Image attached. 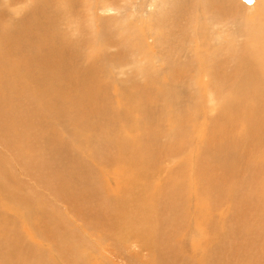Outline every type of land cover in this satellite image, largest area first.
Instances as JSON below:
<instances>
[{
  "label": "bare ground",
  "instance_id": "obj_1",
  "mask_svg": "<svg viewBox=\"0 0 264 264\" xmlns=\"http://www.w3.org/2000/svg\"><path fill=\"white\" fill-rule=\"evenodd\" d=\"M52 1L54 2L53 4L51 3ZM81 1L83 2V0H81ZM86 1H91V3H89V4L87 3V6L85 5L84 8L81 9L80 13L77 15L74 11H68V10H72V9H77L75 7L77 0H70V2H69L70 7H66V9H62V3H59V0H38V2H36V4L33 7H31L32 10L28 9L27 12H25V13L22 12L24 19L22 20V18H18V20L16 21V24H14L13 28L10 27V28L4 29L3 28L4 26L2 28L0 27V40H1L0 42L2 44H6V49H4V50H2V48L0 46V56H1V54H3L4 57L10 58L13 55V53L11 52V50H9V48L12 45L17 46V44H21V42H23V41L25 42L24 43L25 46L30 49V50L28 49L27 52H24V53H17V56H16L17 62L16 63L12 62V60H10L6 63L0 58V99H1L0 100V110L2 111L1 113L3 114L0 117V121L3 119H5V121H6V119L10 118V119H8L9 121L5 122V123H10L11 120H14V122L12 121L13 123L7 125L9 128V131L5 132L2 136H4L5 138H7V137L11 138L14 136L13 133H18L20 136L13 143V145L16 146L15 142H17L19 139L21 140L22 134L24 132L25 133L27 131L37 132V128H42L44 130L43 131L44 138H47V137H49V135H51V123L60 124L62 122L61 123L62 127L65 128L66 130H69L67 133L69 135H71V137L74 138V136H76L75 134H77V135L83 134L84 130H90L92 128V131H94V132L98 131L99 129L98 130L95 129L96 125H95V122H93V121H95L94 119L97 116L102 118L104 115H106V118H107V124L105 125L106 132H107V129H109L110 134H113L111 136V140H110L109 144L111 143L114 146V149L116 150V152H115L116 155H114L115 153L113 154V152H112L114 149L112 151L110 150V152H108L109 148L111 146L110 147L108 146L109 148L107 149V152H106L107 154H106L105 149H104L105 146L101 145V142H105V141L100 140L101 141L100 142L101 147L100 148L98 147V149H101L100 156L104 157L106 160L105 161L102 160L101 163H98V165H100L101 169H103V167L104 168L106 167L107 170H106V172L104 171L105 173L99 172L98 174H96V172L95 173L90 172V169L87 166L88 162L84 163V162L79 161V160H82V159H80L82 154H80L81 156L79 157V160H78L79 162L72 161L74 159V157L71 158L72 159L71 162H67V159L70 160V158L62 159L63 155L69 154L71 157L74 155L72 153V151L70 150L71 147L69 148V146L71 144H67V142H65L66 145L62 144L64 142L61 143L62 144L61 147L58 148V151L60 152L59 155H56V154H58V152L56 153V151L54 150L55 148L53 149L51 146H49L50 144L48 141L45 142V145H43L44 146L43 150L39 149V147L35 144L28 146L26 148L22 147V150L24 149L26 152H28V155H29V156H26L28 159L27 161H30L29 163L28 162L27 163L32 166V170L34 171V175L38 170L41 172V170L44 171L43 169H47L48 172H42L41 176L48 177L50 175H52V176L55 175L56 177L52 180V182H54V183H57L60 180H62V177L64 176V181H60L58 183L59 187H55L56 185L52 186V183H51V188L53 190V194H55L58 198H60L59 196H62L61 198H62V200H64L70 195L69 200H70L71 204L79 205V206H91V208H93L91 212H88L89 214L84 212L85 214L83 216L85 217V220H87L89 223L92 224V225H88L89 226L88 230L90 232V235L102 244L100 248H102L103 253H106L107 255L112 256V257L120 256L119 259L122 258L121 259L122 262L125 261V262H127V264H132V263L133 264H169L170 258H175L177 264H181L180 260H182V259L179 260L176 257H171L172 254H174V252L176 251L175 244L177 243V242L175 243L173 241V236H175L174 234L176 232L177 233L180 232L182 230V228L186 225L183 224V220L179 215L181 210L176 211L175 205L173 203V200H174L173 198L178 196L181 192H183L181 190H185V189H188L189 191L191 190L192 196H196L197 193H195L194 188L192 189V187L190 186V184L192 182L188 183L189 187H190L189 188L187 184H185V185L180 184V183H177V181H176V183L175 182L171 183L170 181H168L166 183L164 181H158V179L155 177H158V174L162 173L161 171H160L161 173L160 172L158 173V171L161 168L165 169V168H163L164 165H159L162 167H160V169L158 168L159 170L156 169V167H157L156 165L158 163L157 164L153 163L152 159H151L152 157H153V159L155 157L153 155H152V157L148 156L149 155L148 152H151L152 146L154 147V145H156V144H154V145H153V143L140 144V142L138 143V141H137V134H136L138 131H142L140 129L141 125H142L141 124L142 121L144 122V125L150 124L152 126L154 124V126H159L164 121L162 119H165V121L168 120L167 116H165V117L155 116L157 114H160V111L157 110L156 102L152 106H150L149 108H146L144 106H140L139 111L141 112L142 116L135 117V118L134 117L131 118L127 115L121 116V112L116 110L118 113L116 112V114H117L116 118L117 119H115L114 112H113L115 109L111 108L109 105H104V104H103L104 107L101 109L99 115L95 116L96 114L94 115V113L92 112V109H93V107H95L96 102L100 101V99L102 97H105L108 94H110L108 92L109 91L108 85L112 79L109 78L107 70L109 68H111L112 70H117L119 72V74L123 73V71L120 70L119 66H124L123 64H121L123 62L122 60H124V58L115 59L114 56H120L119 55L120 53H118V55H116L117 52H113V53H111V55L110 54L108 55L107 53H108V50H109L108 48H109L110 44H118L117 46H119L121 52H123L122 50L127 48L128 45L129 46L136 45L134 43H131L129 40H127L126 35L127 36L130 35L132 33L133 29H138L139 25H147V23L145 24V20L146 19L151 20L152 16H151L150 12H151L152 8H154L153 5L154 6L156 5L155 9H156V11L159 10L158 13H162V11H163V15L166 14V13L164 14V11H166V10H165V8H163V9L161 8L162 3H159L160 0H86ZM183 1H186V0H166V3L168 4V6H171V8L173 10V11L171 10L172 11L171 17L164 19V20H157L156 22L150 24L153 28L156 27L157 29H164L165 26L167 28L168 25L171 24V27H174L176 29V30H174V29L172 30V35H171L170 39L168 38V36L170 34L166 35V32L164 31L165 32L164 34L167 36V42L170 41L171 38L173 40H175V38H177V36H180V35H182V33L186 32V30L184 28H182V26L190 28V25L193 22V19H192L193 16L190 15L191 12H186L184 9H182V7H183L182 2ZM200 1L203 2V0H189L188 1V2L193 3L191 8L194 11H197L196 21L201 23L200 26H202L203 20L204 21L206 20L205 24L203 25L204 29L202 31H201V28L200 29L196 28L197 31L194 29V32L196 35V37L194 36L195 40L200 37V35H199L200 33H205L207 31L208 33H211L212 36L218 37L219 35L220 36L223 35L225 28L234 27L235 28L234 29L235 30L234 35L236 36V40H235V42L233 41L234 43L232 44L231 47H229L228 45L227 46L230 49L229 53L235 52L236 55H229L228 57H224L223 56V53L225 51L224 47H226L225 45L228 44V43H226V44L224 43L225 45L223 47L218 46L219 58L208 62L204 59V56L192 55V50L189 48L188 50L185 49L184 51H179L177 53L176 59L177 58H179V59L184 58L185 60L174 61V63H175L174 69L173 70L165 69V71L166 72L172 71L173 75L171 74L170 76H172V77L174 76L176 79L173 82L178 83L180 81V75H181V74H179L180 72L178 69H180V70L183 69L186 72H188L187 71V69H188L189 73L194 78L197 77V79H196L197 83L198 82L202 83V81H204L205 79L207 81L208 80H210V81L218 80L221 92H223V93L230 92L231 95H233L232 99L230 98V94H228L227 96H225L223 98L221 97L222 100L220 101V104H218L219 105V106H217L218 108L217 109L214 108V109H216L217 112L215 110L214 111L216 112V114L217 113L220 114L219 115L220 119L227 120L229 118V116H231L230 117V119H231L230 123H232V126H231L232 129L238 128V130H240L242 128V132L245 131L244 133H241L239 131L240 135L241 134L242 135L244 134V135L241 138L239 136L238 144L240 146H238V147L240 148V150L237 152V155L240 154V156L237 158L238 163H239L241 168H242L243 163L246 164L247 168H244L243 171H246L248 173L245 175V177L247 176V178H250L254 174V176L256 175L255 177H257L255 179L254 183H261L262 181H264V1L261 3L263 5L258 4V6H256L257 11H256L255 15H253V17L248 16V11H249L248 5H241L239 9L231 10L232 7H229V6H239L240 5L239 0H229L228 2H225V3H219V0H204L205 4L203 6H200ZM4 2H8V0H0V13H2V14L5 12V9H6ZM26 2H27V0H26ZM13 3H15V2H13ZM27 4H28V2H27ZM14 5H16V4H14ZM6 6H9V5H6ZM185 6H188V4H186ZM22 7L24 8V5ZM77 7L82 8L83 5H78ZM171 8H169L168 11H170ZM241 8H243V10L240 12L241 13L240 14L239 11ZM44 12H46V13H44ZM253 12H255V11L253 10ZM156 13H155V15H157ZM2 14H1V17H3ZM4 14L10 15L9 13H4ZM252 14H254V13H252ZM41 15H42V17H41ZM155 15H154V17H156ZM5 16H7V15H5ZM201 16H203L205 19L202 20ZM210 16H215V19H213V18L208 19V17H210ZM232 18H238V19H232ZM134 19H136V20L140 19V24L138 25V23H133V22H132L133 24H128L129 21H132ZM0 24H1V22H0ZM98 26L101 27L103 31H101L100 29L97 30ZM176 26L178 29L176 28ZM84 27H86V30L83 29ZM156 28H155V31H156ZM80 29H81V32H79ZM128 29L132 30L131 33L128 31ZM169 29H170V27H169ZM182 29H184L183 32H182ZM10 30L15 31V32H22V33H20L16 37H14L13 35L10 34ZM29 30H32V31L27 32ZM48 31L55 32L54 39H53V37L48 38L47 36H42V38H39L41 34L47 33ZM76 31H77V33H76ZM192 31H193V29H192ZM199 31H201V32H199ZM232 32H233V30H232ZM72 33L73 34L76 33L78 35L79 40H82L84 42H88L89 44H99L98 51L97 52H95L94 50L92 51L93 54L95 55V59L93 61L89 62L86 66H81L78 70L75 68L76 72L62 73V75L59 76L58 78H54L51 74L46 73L42 79L38 80V75H39V73H41L44 70V68L46 66V62L48 60V55H50L51 51L49 50L48 46H46V45L43 46L45 48H37V50H38L37 52L32 51L31 48L33 47V45H35V44L41 45L42 43L45 42L47 45H50V47L55 48L56 44L59 43L58 37L61 35L62 44H64V48L62 49V51H63L62 53L68 52L70 55H73V54H75V53H73L74 48L82 47L85 44H82L81 42L77 43L79 45L71 44L72 42H71L69 36ZM152 33L154 34V32H152ZM152 33H151V35H152ZM178 33L180 35H178ZM191 33H193V32H191ZM33 35H34V37H33ZM86 35L90 36V40L87 38ZM120 35L125 36V37H123V40H122ZM31 36H32V38H31ZM116 36H117V38H116ZM137 36L138 35L136 33V37ZM153 36H150V38ZM162 36H164V35L162 34ZM131 37L132 38H130V37H128V38L129 39H135V36L133 38L132 34H131ZM148 37L149 36H147V38ZM138 38H139V36L137 37V40L140 41L139 44L142 47H145L143 45H144V43H147V42L144 41V39H143L142 30H141L140 39H138ZM155 38H156V40L154 39L155 41H159V44H157V45L162 47L163 45L161 43L163 41L161 42L160 40H157L156 35H155ZM219 38H221V37H219ZM115 39H116V41H115ZM160 39H162V38H160ZM191 39H193V38L191 37ZM163 40H164V45H166L165 44V43H167V42H165L166 40L165 39H163ZM173 40L170 41V43L172 42L171 44H174L173 42H175V41H173ZM185 41H186V39H185ZM193 43L194 42H192V44ZM106 44L108 47V48H106V50L108 49L107 51L104 49ZM229 44L231 45V43H229ZM182 45H186L185 42ZM159 46L158 47L156 46V47L160 48ZM167 49H169V48H167ZM209 49H210L209 46L200 47V48H198L197 54L199 52H206ZM158 50H160V49H157V51ZM173 50H174V54H171V53L170 54L175 56L177 48H176V51H175V49H173ZM170 51H171V49H170ZM170 51L167 50V53ZM109 52H110V50H109ZM172 53H173V51H172ZM122 55L123 54H121V57H123ZM162 55L163 54L161 53V56ZM186 55H189L190 57L188 58V56H186ZM174 56H171V58ZM81 57L82 58L78 59V60H79V62L82 63L86 59V57L85 56H81ZM111 57H113L114 59ZM162 57L167 58L166 55H164ZM162 57H161V59L165 60ZM158 58H160V57H158ZM173 59H175V58H173ZM229 59H230V63L226 62ZM166 60H168V59H166ZM158 61H160V59ZM192 63H194L196 65V67H197L196 69L194 67H190V65ZM225 63H228V66L227 65L226 66L229 69L228 68L227 69L231 70L230 72L228 71L229 73L226 72L225 69H222V67L224 68ZM118 67H119V69H118ZM207 67L210 70H206ZM150 68H152V67L150 66ZM155 69L156 70H153L152 74H153L154 78H157L161 74V72L163 71L164 68L159 69L158 67H155ZM130 70H132V69H130ZM57 71H62V68L58 69ZM147 71H148V69H147ZM147 71L142 72L141 76H146L145 74H147ZM202 71H204L203 75H202ZM104 73L106 74V76L103 75ZM97 74H99L100 76L98 77ZM14 76H17L15 78H20V77H21V79L24 78L25 84L29 83L28 86L30 85L31 87H34L33 91H30V92L26 91L25 97H23L22 93L21 94L20 93H14V94L6 97L7 95H9V92L6 90V87L11 84L12 78ZM201 76L204 77L203 80L198 81V80H200ZM182 79H183V77H182ZM184 81H185V79H184ZM233 81H235V82L238 81L236 84L237 87L235 85L233 87ZM218 82H215L216 86H217ZM203 83L206 84L205 81ZM209 83H211V82H209ZM215 83L213 85H215ZM168 84L169 83L167 82V84L165 86V91L167 94L169 93V89L167 88ZM183 85H185V84H183ZM201 86L204 87L203 84ZM207 86H208V84L205 85L206 91L209 88V86L208 87ZM176 88H177V86H176ZM213 88H215V86ZM211 89L212 88L210 87V90ZM217 89H218V87H217ZM177 91H178V89H177ZM187 91L189 92V90H187ZM212 91H210V93H212ZM179 94H181V93H179ZM177 95L178 94L176 93V97H177ZM209 95H212V94H209ZM216 98H217V96H216ZM212 100H213V98H212ZM209 101H210V98H209ZM213 102H215V101L213 100L212 104H213ZM101 103H102V101H101ZM215 103L213 105H217ZM18 104L20 105V107H22L26 110L25 111L26 113L31 112L30 110H33L35 108H40V109L43 108V109H45L46 112L44 114H40L39 116L37 115L39 117L37 119L38 122L36 124H33L34 121L28 122V121H24L25 119L17 118V117L21 116L22 114L20 113V111L17 108L12 109V107H14ZM153 107H154V109H153ZM83 108H85V112H84L85 116L86 115L91 116L92 120H90V122L88 121V118L84 117V115H83L84 118L79 117V113L82 112ZM75 111L77 112V115H74ZM106 111L107 112L112 111V112H111V114L108 115V113ZM197 111H198V109H197ZM193 112H194V109H193ZM205 114H206V112H205ZM33 115H35L34 110H33ZM33 115L31 112L30 117L35 118V116H33ZM193 115H196V114H193ZM206 116H208V115H206ZM24 117H26V116H24ZM193 117H195V116H193ZM193 117H192V119H193ZM248 117H250V118H248ZM188 118H191V116ZM197 119H199V118H197ZM102 120H104V119H102ZM115 120H117V126H116V128H113L112 124L115 123ZM171 120H173V118ZM134 121L136 122L137 126L134 124ZM190 121H191V119H190ZM83 122H87L88 124L92 122L91 124H94V125L89 124L90 128L87 129L84 127L86 124L84 125ZM83 127H84V129L82 130L81 128H83ZM179 127H182V126H179ZM93 128L95 130H93ZM164 128H165V126H164ZM173 129H174V127H171L168 130L167 134L171 133L173 131ZM131 130L134 132H135V130L137 131L135 133L136 136H134V133H133L134 137L131 136V133H130ZM90 132H91V130H90ZM160 132L161 131H159L157 133H160ZM182 132H184V131H182ZM248 132H252V133L250 134ZM28 133L29 132H27V135L24 134V136L20 142L24 143L26 141L32 140V139L30 140L27 138L29 136ZM60 133H62V132H60ZM84 133H85V131H84ZM86 133H87V131H86ZM99 133H101L100 130H99ZM145 133H146V136H149V137L153 136L152 138L157 137L156 139H158V137H159V134L158 135L153 134L151 129L145 128ZM164 133L165 132H162L161 134H164ZM195 133H197V132H195ZM37 134H39V133L37 132ZM165 134H164V136H165ZM90 135L93 136L92 134H90ZM118 135L122 136L120 141L117 140ZM141 135H139V136H141ZM80 136H82V135H80ZM101 136H103V134L102 135L100 134L99 139L101 138ZM164 136L162 135L161 137H164ZM237 136H238V133H237ZM77 137H75V138H77ZM87 137H89V136H87ZM104 137L109 138V136L108 137L104 136ZM83 139L85 140V138H83ZM89 139H90V137L87 139V141L91 142V141H89ZM95 139H97V137H95ZM91 140H92V138H91ZM104 140H106V139H104ZM70 141H72V140H70ZM60 142H61V140H60ZM58 143H59V141H58ZM130 143L133 144V145H131V147L133 146L132 149H129ZM17 145L20 146V144H17ZM67 145H69V146L67 147ZM86 145H87V143H86ZM94 145H97L96 142ZM105 145H106V143H105ZM156 146H158V145H156ZM235 146L236 145H234L233 147H235ZM246 146H249L251 148V149L249 148L250 150H252V148H254L256 150V152L258 150V152L260 154H258L259 156L257 155V157H258L257 159L255 157V158H253L254 159V161H253L251 158L252 156H250V160H252V161L247 162L248 154H251L252 152H249L250 150L246 149L245 148ZM18 147L16 146L17 149H18ZM86 147H88V146H86ZM9 149H12V148H9ZM19 149H18V151H19ZM37 149L40 150V151H38L40 153L38 154V152H37V154H34L33 151H36ZM155 149L156 148L154 147V152L157 151L158 147L156 150ZM24 150H23V152H24ZM95 150L93 151L94 153H96V151H98V150H96V151ZM20 152H22V151L20 150L18 152V155H21V154H19ZM26 152H24V153H26ZM214 152H216V151L214 150ZM233 152L234 151H232V153ZM246 152H247V154H246ZM78 153H80V151ZM84 154L87 155L86 153H84ZM2 155H4V154H2ZM10 155H12V154H10ZM157 156H158V154H157ZM0 157H2V156H0ZM4 157L6 158L5 155H4ZM13 157H15L14 154H13ZM16 157L18 158V156H16ZM85 157H84V159H85ZM87 157H86V159H87ZM2 158H0V159H2ZM230 158H233V157L231 156ZM234 158H236V157H234ZM9 159H8L9 162L8 161L7 162L9 163L10 166H12L11 165L12 161ZM88 159H89V157H88ZM159 159H160V157H159ZM170 159H172V158H170ZM89 160H87V161H89ZM100 160L97 159L96 161H100ZM160 160H162V159H160ZM1 162H2V160H1ZM61 162H62V166H60ZM167 162H168V160H167ZM226 162H228V161L224 160L222 164H224ZM151 163H153L152 165L155 166L154 168L156 170L154 172L151 171ZM160 163H161V161H160ZM164 163H166V162H164ZM233 163H234V161H233ZM20 164H18V165H19L20 172H21V169L23 170L25 167L21 168L22 165L20 166ZM58 165L60 167H58ZM89 165H90V162H89ZM92 165H91V167H93ZM13 167H14V164H13ZM27 167H29V166H27ZM100 167L98 166V168H100ZM181 167H180V169L182 170ZM6 169H8V168L6 167ZM236 169H237V167H236ZM238 169H239V167H238ZM15 170H16V168H15ZM29 170L31 171V169H29ZM241 170L242 169H239L238 172L240 173ZM61 171H62V174H64V175H62V177H58L56 174L61 172ZM156 171H157V174H156ZM221 171L223 173V170H221ZM11 172H12V174H14L13 173L14 171L11 170ZM40 172H39V174H40ZM18 173H15V174H18ZM163 173H165V170ZM1 174H3V173H0V175ZM22 174H24V173L22 172ZM232 174H234V173H232ZM226 175L231 177L230 173L227 174V172H226ZM8 176H9V173H8ZM94 176H96V178ZM4 177L2 176L3 179L7 178V177H5V178ZM107 177L110 180H108V179L106 180ZM234 177L232 179H234ZM156 179H157V181H156ZM229 179H226L227 180L226 183H228ZM237 179H239V178H237ZM164 180H166V179H164ZM186 181H188V180H186ZM216 181H217V179L215 180V182ZM226 183L224 181V184H226ZM224 184H221V185H224ZM8 186L9 185H7V187ZM198 187L200 188V186H198ZM258 187H259L258 188L259 190H256L253 193L250 192V196H249V200L252 201V203L257 204V206L254 207L255 210L253 211V209H252L249 212L250 216H248V214H249L248 213V214H245V216L242 217L241 219H239L237 217L235 219L233 218L235 220V222H237L238 225L240 226V224H245V218L246 217H250V222L248 225L251 226V228H253L251 230L256 229L255 223L256 222L258 223L260 221V220L257 221L258 219L264 220V185L260 184V185H258ZM9 188H10V186H9ZM126 188H128V189H126ZM200 190H201V188H200ZM104 197L106 199H104ZM187 198H189V197H187ZM235 199H237V195H236ZM185 200H186V197H185ZM60 201H61V199H60ZM186 201L189 202L190 200H186ZM67 203H69V202L67 201ZM245 203H246V199L242 198L241 204H245ZM236 204H237V200L235 201L234 206H236ZM73 208H75V207H73ZM77 208H79V207H77ZM77 208H75V210ZM87 209H88V207H87ZM82 211H83V209H82ZM70 212H72V211H70ZM70 212H67V214H68L66 216L67 218H68ZM73 212H72V215H73ZM54 213H56V212H54ZM102 213H103V215H102L103 219H106L104 221L102 219H100V216H101L100 214H102ZM50 214H53V213H50ZM127 214H129V216ZM3 216H5V215H3ZM54 216H56V215H54ZM123 216H125V218H122ZM176 216L179 218V220L177 223H173L172 220ZM19 217H21V216H19ZM25 217H26V215H25ZM70 217L71 216H69V218ZM77 218L83 219L82 217H79V215L77 216ZM5 219H6V217H5ZM194 219H195V217H194ZM254 220H256V222ZM44 221H46V220H44ZM230 221L232 222L233 220L230 219ZM186 222H187V220H186ZM263 223H264V221H263ZM259 224H260V222H259ZM63 225H64V223H63ZM187 225L189 226V224H187ZM224 225H227V223H225ZM54 226L52 228H54ZM234 226H235V224H234ZM239 226L237 228H239ZM262 226H263V224H262ZM19 227H20V225H19ZM233 228H235V227H233ZM237 228L235 230L236 233L235 232H233V233L228 232L227 233L228 228L226 229L227 231H223V229H225V228H223L220 231L217 230L218 232L215 230V234H212V236H210V238L207 239L209 242H207V240H206L204 245H203V243H200V245L192 247V250H194V252L200 251V250L203 251V253L201 255H199L200 257L197 256L199 261L198 262L193 261V262L195 264H229V262L226 259L227 253H228V251H230V250H228L229 242L231 241V237H232V235H234V233L236 235L240 236L239 235L240 232H239V230L237 232ZM67 229L68 228H66L64 230L66 231ZM199 229L201 230V227ZM249 229H250V227H249ZM208 230H209V228H208ZM56 231L58 232V230H56ZM103 231H106V235H103L104 233L102 234ZM45 232H43V234H45ZM49 232H48V234H49ZM195 232H198V230L196 231V229H194V233ZM58 233L61 234L60 232H58ZM186 233L188 234V236H186V237L184 236V238H182L183 240L185 239V242H187L188 238H191V236H193V231L191 229H190V231L185 232V234ZM245 234H247V233H245ZM46 235H47V232H46ZM82 235L84 236L83 233H77V234H75V237H76V239H78V237L82 236ZM195 235H196V233H195ZM236 235H235V237H237ZM251 235L247 234L244 238L243 237L241 238V239H243V241L245 240L243 243V244H245V247H246V245H248L247 247H249V245H251L252 237H253V236L251 237ZM50 236H49V238H50ZM56 236H58V235L56 234ZM197 236H199V235H197ZM18 237H19V235H11L10 233L6 234V235L4 234L3 223L1 224V217H0V264H42L41 261H45V260L40 259V252H38V258H36V260H34L33 258H34V255L36 252L26 251L27 247L22 243V241ZM46 237L48 238V236H46ZM47 238H45V239H47ZM257 238H258V236H257ZM50 239H52V238H50ZM50 239H48V240H50ZM60 239H62L63 257L65 255V259L62 258V264H79L80 261H78L76 256H75L76 255L75 251H76L77 241H76V244L74 243V245H73L72 242L75 240H73V241L69 240L68 238L65 237V235ZM48 240H47V242H48ZM90 240H92V239H90ZM183 240H181L182 246H183V248H186L189 244H187V246H185L186 243H184ZM233 240L239 242V244L241 243L239 240H236L235 238ZM25 241H26V239H25ZM39 241H40V239H39ZM202 241H203V239H202ZM47 242L45 243L46 246L48 245ZM57 242H58V240H57ZM231 242L233 243V241H231ZM255 242L257 243L258 241H255ZM259 242H260V244L259 243L258 244L260 245V248L262 249L261 241L259 240ZM100 243H98V244H100ZM255 244H254V246H255ZM258 244H256V246ZM166 245L168 246V249L166 248ZM259 245H258V247H259ZM20 246L23 248V250L18 249ZM39 246H40V244H39ZM78 246H79V244H78ZM182 246L179 249H181ZM240 246H241V244H240ZM104 247H106V250H104ZM237 247H239L238 244H237ZM245 247L243 246V248H245ZM239 249H242V246L237 248V250H239ZM249 249H256V248L255 247L252 248V246H250V248H248V250ZM68 250L69 251L71 250L70 253H68ZM89 250L90 249L88 247V251ZM237 250H236V252H238ZM248 250H246V252H248ZM162 251L167 252V255L166 254H165L166 256L164 254L162 255V253H163ZM243 251H245V250H243ZM243 251H242V253H244L243 255L245 256V252H243ZM231 252H233V251H231ZM97 253L98 252H96V256L101 257V255L99 253H98L99 254L98 255ZM250 253H252V252H250ZM175 254H176V252H175ZM241 254H240V256H241ZM252 254H254V253H252ZM252 254H250V255H252ZM85 257H86V255H85ZM100 257H98V258H100ZM166 257H167V259H166ZM102 258H104V257H102ZM185 260L187 261V258ZM81 261H84V258ZM230 262H231V264H237L241 261L238 257H234V258L230 259ZM43 263L45 264L46 262H43ZM95 263H93V264H95ZM250 263H251V258L247 259V261H246V264H250ZM186 264H188V262H186ZM242 264H244V262Z\"/></svg>",
  "mask_w": 264,
  "mask_h": 264
},
{
  "label": "rangeland",
  "instance_id": "obj_2",
  "mask_svg": "<svg viewBox=\"0 0 264 264\" xmlns=\"http://www.w3.org/2000/svg\"><path fill=\"white\" fill-rule=\"evenodd\" d=\"M85 1L86 0H83V2L81 0H77V2L75 4V7L77 9H72V10H68V11H74L78 15L80 13L81 9H83L85 5L87 6V3L88 4L91 3V1H86V2ZM188 1L189 0L182 2L183 3L182 9H184L186 12H191L190 15L193 16V18H192L193 22L190 25V28L182 26V28H184L186 30V32L182 33V35H180L178 33V35H180V36H177V38H175V40H173L171 38L170 41H172V40L175 41V42H173L174 44H171L172 42L170 43V41L167 42V36H166V35L170 34L168 36V38L170 39V37L172 35V30L173 29L176 30L174 27H171V24H169L167 28L165 26L164 29H157L156 27L153 28L150 25V24L156 22L157 20H164V19L171 17L173 10H172L171 6H168V4L166 3V0H160V2H159V3H162L161 8L162 9L165 8V10H166V11H164V14L166 13L165 15H163V11H162V13H158L159 10L157 9L158 11H156V9H155L156 5L155 6L153 5L154 8H152V10L150 12L151 16H152L151 20L153 22L150 19L145 20V24L147 23V25H139L140 19H137V20L134 19V20L128 22V24L138 23V25H139L138 29H133L134 32L132 30L128 29V31L130 33L132 31L131 34H132L133 38L135 36V39H129L128 38V37L132 38L131 34L128 36L126 35V37H127L126 39L129 40L131 43H134L136 45H131L132 47L128 45V47L123 49L122 50L123 52H121L119 46H117L118 44H110L109 48L107 47V44H106L104 49L106 50V48H108L110 50V52H109V50L107 49L108 55L109 54L111 55V53H113V52H117L116 55H118V53H120L119 54L120 56H114L115 59L124 58V60H122L123 62L121 63L124 66H119L120 70H122L123 73L119 74V72L117 70H112L111 68H109L107 70L109 78L112 79L108 85V89H109L108 92L110 94H108L105 97H102L100 99V101L96 102L95 107H93V109H92V112L94 113V115L96 114L95 116H97V115H99V113H100L101 109L104 107V105H109L111 108L115 109L113 111L115 119H117L116 118L117 117V114H116L117 111L121 112V116L127 115L131 118H133V117L135 118V117L142 116L141 112L139 111L140 106H144L146 108H149L150 106H152L156 102L157 110L160 111V114H157L155 116H158V117L167 116L168 120L165 121V119H162L164 121H163V123L161 122L162 124L159 126H154V124L152 126L150 124H148L149 126L147 124L144 125V122L142 121L141 122L142 125L140 128L142 131L137 132L135 130V132H134L131 130L130 133H131V136H133V133H134V136H136L135 133L137 132L136 133L137 134V141H138V143L140 142V144L153 143V145L154 144L158 145V146L154 145V147L156 149L158 147L157 151L154 152V147L152 146L151 152H148V154H149L148 156L152 157V155H153L155 157L154 158L155 160L153 159V157L151 158L152 162L155 164L158 163L156 165L157 166L156 169H158V168L160 169V167H162L159 165H164L163 168H165V169L161 168L160 170L158 169L159 171L157 170L158 173L160 171L162 172V173L160 172L161 174H158V177H155L158 179V181H164L165 183L168 181H170L171 183L172 182L176 183V181H177V183H180V184H184V185L187 184L188 187H189L188 183L192 182L190 184V186L192 187V189L194 188L195 193H197L196 196H192V191L185 189V190H181L183 192H181L178 196L173 198L174 199L173 203L175 205L176 211L181 210L179 215L183 220V224L186 225L182 228V230L180 232H178V233L176 232L174 234L175 236H173V241L175 243L177 242L175 244L176 254L174 252V254H172L171 257H176L179 260L182 259V260H180L181 264H183V263L186 264V262H188V264L189 263L195 264L194 262H198L199 261L198 257H200L199 255H201L203 253V251L200 250V251L194 252V250H192V247L198 246V245H200V243H203V245H204L206 240L208 238H210V236H212V234H215V230L220 231L223 228H225V229H223V231L228 230L227 233L228 232H230V233L235 232L236 233L235 230L239 225L237 222H235L234 219L236 217L241 219L242 217L245 216V214H248L252 209H253V211L255 210L254 207H256L257 204L252 203V201L249 200L250 192L253 193L256 190H259L258 185H260V184L264 185V181H262L261 183H254L255 179L257 178V177H255L256 175L254 176V174L250 178H247V176L245 177V175L248 173L246 171H243L244 168H247L246 164L243 163L242 168H241L239 163H238L237 158L240 156V154L237 155V152L240 150V148L238 147V146H240L238 144L239 136L241 138L244 135V134L240 135L239 131L241 133H244L245 131L242 132V128L240 130H238V128L232 129V127H231L232 123H230V121H231L230 117L231 116H229V118L227 120H224V119H220V117H219L220 114H218V113L216 114V112H217L216 109L218 108L217 106H219L218 104H220V101L222 100V98L227 96L228 94H230V98L232 99L233 95H231L230 92H228V93L225 92L226 94L221 92L218 80H216V81L213 80L214 81L213 82L210 80L207 81L205 79L204 80L205 83L208 84V86H209L208 90L206 91L205 90L206 84H204L203 83L204 81H202L204 77L201 76L200 80H198V81H202V83H200V82L197 83L196 82L197 77L194 78L189 73L188 69H187L188 72H186L183 69L182 70L178 69L180 72L179 74H181L180 75V81L178 83L173 82L176 78L174 76L173 77L170 76L172 74V71H167V72L165 71V69H167V70L168 69H170V70L174 69V64H175L174 61L185 60L184 58H182V59L177 58L176 59L177 53L179 51H184L185 49L188 50L189 48L192 50V55L204 56V59L208 62L219 58L218 46L223 47L226 43H228V44H226L225 45L226 47H224L225 48V51H224L225 54L223 53V56L228 57L229 55H236L235 52L229 53L230 52L229 47H231L232 44L236 40V36L234 35V33H235L234 27L225 28L223 35L222 36L219 35L218 37H214V36H212L211 33H208L206 31L205 33H200L199 34L200 37L195 40L196 35L194 32V29L196 30V28L197 29L201 28V31H202L204 29L203 25L205 24L206 20L204 21L203 19H205V18L203 16H201V18L203 20V24H202V26H200L201 23L196 21L197 11H194L191 8L193 3L188 2ZM228 1L229 0H219V3H225ZM263 1L264 0H239V2H240L239 6H229V7H232L231 10H233V9H239L241 5H248V9H249L248 16L253 17V15H255V13L257 11L256 6H258V4L263 5V4H261ZM13 2H15V3H13ZM27 2H28V4H27ZM27 2H26V0L25 1L24 0H8V2H4L5 8H6L4 13H9L10 15L0 13V22H1L0 27L2 28L4 26L3 27L4 29L10 28V27L13 28V26H14V24H16V21L18 20V18H22V20L24 19L22 12L25 13V12H27L28 9L32 10L31 7H33L36 4V2H38V0H33V1L27 0ZM69 2H70V0H59V3H62V9H66V7H70ZM51 3L53 4L54 2L52 1ZM14 4H16V5H14ZM186 4H188V6H185ZM204 4H205L204 0H203V2L200 1V6H203ZM6 5H9V6H6ZM23 5H24V8L22 7ZM78 5H83V7L79 8V7H77ZM169 8H171L170 11H168ZM242 10H243V8L240 9L239 13ZM253 10L255 12H253ZM44 13H46V12H44ZM155 13L157 15H155ZM252 13H254V14H252ZM1 14L3 15V17H1ZM5 15H7V16H5ZM42 15H41V17H42ZM154 15L156 17H154ZM212 18L215 19V16L208 17V19H212ZM232 19H238V18H232ZM169 27H170V29H169ZM155 28H156V31H155ZM176 28H177V26H176ZM83 29L86 30V27H84ZM98 29L103 31L102 28L99 26H98L97 30ZM184 29H182V32L184 31ZM192 29H193V31H192ZM141 30H142L143 39H144V41L147 42V43H144V45H143L145 47H142L139 44L140 41L137 40L138 36H139L138 39H140ZM232 30H233V32H232ZM30 31H32V30H29L27 32H30ZM164 31L166 32V35L164 34L165 33ZM201 31H199V32H201ZM79 32H81V29L79 30ZM152 32H154V34ZM191 32H193V33H191ZM20 33H22V32H15V31L10 30V34L13 35L14 37L18 36ZM76 33H77V31H76ZM76 33L75 34L72 33L69 36V38L72 42L71 44L79 45L77 43L81 42L82 44H85V45L82 47L74 48L73 53H75V54H73V55H70L68 52L62 53L63 52L62 49L64 48V44H62L61 35L58 37L59 43L56 44L55 48L50 47V45H47L45 42L42 43L41 45H39V44H35L36 46L33 45V47L31 48L32 51L37 52L38 51L37 48H45V47H43L45 45L48 46L49 50L51 51L50 55H48V60L46 62V66H45L44 70L41 73H39V75H38V80L42 79L46 73L51 74L54 78H58L59 76L62 75V73L76 72L75 68L78 70L81 66H86L89 62H91L95 59V55L93 54L92 51L94 50L95 52H97L99 49V44H89L88 42H84L82 40H79L78 35ZM136 33L138 35L137 37H136ZM151 33H152V35H151ZM54 34H55V32L48 31L47 33L41 34L39 38H42V36H47L48 38L53 37V39H54ZM162 34L164 36H162ZM155 35L157 36V40H160L161 42L163 41L161 43L163 45L162 47L157 45V44H159V41H155L156 40ZM86 36L90 40V36H88V35H86ZM120 36H121L122 40H123V37H125L124 35H120ZM147 36H149V37L147 38ZM150 36H153V37L150 38ZM33 37H34V35H33ZM191 37L193 39H191ZM219 37H221V38H219ZM31 38H32V36H31ZM116 38H117V36H116ZM160 38H162V39H160ZM163 39H165L166 40L165 42L168 43V44L165 43L167 46L164 45ZM185 39H186V41H185ZM115 41H116V39H115ZM184 42L186 45H182V44H184ZM192 42H194V43L192 44ZM24 43L25 42L23 41V42H21V44H17V46L12 45L9 48V50H11V52L13 53V55L10 58L4 57L3 54H1L0 58L6 63L10 60H12V62L16 63L17 62V58H16L17 53H24V52H27V50L29 49L28 47L25 46ZM187 43L188 44L190 43V44L188 45ZM229 43H231V45ZM0 46H1L2 50L6 49V44H2L0 42ZM156 46L157 47L159 46L160 48H157ZM204 46H209L210 49L207 50L206 52H199L197 54L198 48L204 47ZM167 48H169V49H167ZM176 48H177V51H176ZM157 49H160V50H158L159 52L157 51ZM170 49H171V51H170ZM173 49H175V51H176L175 56L171 55V54H174ZM167 50L170 52L167 53ZM172 51H173V53H172ZM161 53L163 54L162 56L166 55L167 58L162 57ZM121 54H123L122 55L123 57H121ZM81 56L86 57V59L82 63L79 62V60H78V59L82 58ZM171 56H174V57L171 58ZM186 56H188V58L190 57L189 55H186ZM158 57H160V58H158ZM161 57L165 60H162ZM111 58H113V57H111ZM173 58H175V59H173ZM159 59H160V61H158ZM166 59H168V60H166ZM226 62L230 63V59ZM226 65L228 66V63H225L224 68L222 67V69H225L226 72H228V71L230 72L231 70H228L229 68ZM150 66L152 68H150ZM119 67H118V69H119ZM155 67H158L159 69L164 68L163 71L161 72V74L159 75L160 77L158 76L157 78H154L152 72H153V70H156ZM190 67H194L195 69L197 68L194 63H192L190 65ZM60 68H62V71H57ZM130 69H132V70H130ZM147 69H148V71H147ZM206 70H210V69L207 67ZM145 71H147V74H145L146 76H141V73L145 72ZM203 73H204V71H202V75H203ZM103 75L106 76L105 73ZM97 76L99 77L100 75L97 74ZM181 76L183 77V79ZM15 77H17V76H14L12 78L11 84L6 87V90L9 92V95H7L6 97H8L14 93H20V94L22 93L23 97H25L26 91H29V92L33 91L34 87H31L30 85L28 86L29 83L25 84L24 78L21 79V77L20 78H15ZM184 79H185V81H184ZM167 82L169 83L167 85V88L169 89L168 94L165 91V86H166ZM209 82H211V83H209ZM215 82H218L217 86H216ZM234 82L235 81H233V87H234V85L237 87L236 84L238 81H236L235 83ZM182 83L185 85H183ZM214 83H215V85H213ZM202 84L204 85V87L201 86ZM176 86H177V88H176ZM214 86H215V88H213ZM210 87L212 88L211 90H210ZM217 87H218V89H217ZM177 89L179 92L177 91ZM187 90H189V92ZM212 90L213 91L215 90L214 91L215 93ZM210 91H212V93H210ZM176 93L178 94L177 97H176ZM179 93H181V94H179ZM209 94H212V95H209ZM216 96H217V98H216ZM209 98H210V101H209ZM212 98L216 102V103L213 102V104L215 103L217 105L212 104V101H213ZM101 101H102V103H101ZM154 107H153V109H154ZM14 108H17L20 111V113L22 114L21 116H19L17 118L25 119L24 121H28V122L34 121L33 124H36L38 122L37 119L39 118L38 116L40 114H44L46 112L45 109H43V108H41V109L35 108L36 110L33 109L35 115H33V110H30L32 112V115L35 116V118H33V117H30L31 112L26 113L25 112L26 110L24 108L20 107L19 104L12 107V109H14ZM214 108H216V109H214ZM193 109H194V112H193ZM197 109H198V111H197ZM204 111L206 112V114ZM1 112L2 111L0 110V117L3 115ZM84 112H85V108H83L82 112L79 113V117L88 118V121L90 122V120H92L91 116L90 115L85 116ZM111 112H107L108 115L111 114ZM191 114L192 115L196 114L193 116H195V117L197 116V117L195 118ZM74 115H77L76 111L74 112ZM83 115H84V117H83ZM189 115L191 116V118H188V117H190ZM206 115H208L210 118ZM24 116H26V117H24ZM103 117L101 118V117L97 116L94 119L95 121H93V122H95V125H96L95 129L96 130L99 129L101 133H99V130L96 131L97 132L96 133V132L92 131V128H91L90 129L91 132H90V130H84L85 133L87 131L86 134L83 131V134H80L82 136L75 134L76 136H74V138H73V137H71V135H69L67 133L69 130H66L65 128L62 127V125H61L62 122L60 124L51 123V135H49V137L44 138V135H43L44 130L42 128H37V132L39 134H37V132H35V131H27V132H29L28 133L29 136L28 137L26 136V137L28 139H30V140L32 139V140L22 143L20 141L22 140L24 134L27 135V132L26 133L24 132L22 134L21 140L19 139L17 142H15L17 147L19 146L17 144H20L18 149L21 147L19 149V151L20 150L22 151L19 153L21 155H18V152H19L18 149L16 148V146L13 145L14 141H16L20 135L18 133H13L14 136L11 138L10 137L5 138L4 136H2L5 132L9 131V128L7 125L13 123L14 120H11L10 123H5L6 121H9L8 119H10V118L6 119V121H5V119L0 121V156L3 157V158L0 157V158H2V159H0V173H3V174H1L3 177L4 176L7 177L6 179H3L2 176L0 175V180H1L0 181V202L2 203V204L0 203L1 204L0 205L1 224L3 223V229H4L5 235L9 234V233L11 235H19L18 238H20L22 243L27 247L26 251L36 252L34 255V258H33L34 260H36V258H38V252H40V259L45 260V261H41L42 264H44L43 262H46L45 264H62V258L65 259V255L63 257L62 239H60V238H62L64 235L69 240H72V241L75 240L72 242L73 245H74V243L76 244V241H77L76 251H75L76 255L75 256H76L77 260L80 261L79 264H89V263L93 264L95 262L96 263L98 262L97 264H127V262H125V261L122 262V260H121L122 258L119 259L120 256L112 257V256L107 255L106 253H103L102 248H100L102 244L90 235V232L88 230V228H89L88 225H92V224L89 223L87 220H85V217L83 215L85 213L89 214L88 212L92 211L93 208H91V206L73 205V204H71V202L69 200L70 195L66 199H64L65 200L64 201L61 198L62 196H59L60 198H58L55 194H53V190L51 188V183H52V186L56 185L55 187H59L58 183L60 181H64V176L62 177V175H64V174H62V171L56 174L58 177H62V180H60L57 183L52 182V180L56 177L55 175L54 176L50 175L48 177L41 176L42 172H48L47 169H43L44 171L41 170V172L38 170L34 175V171L32 170V166L30 164H28L30 161H27L28 159L26 156H29L28 152H26L23 149L24 152H26V153H24L22 150V147L26 148V147L31 146L33 144L37 145L39 147V149L43 150L44 149L43 145H45V142L48 141L50 144L49 146H51L53 149L55 148L54 150L56 151V153L58 152V154H56V155H59L60 152L58 151V148L61 147L62 144L66 145L65 142H67V144H71L70 146L67 145V147L68 146H69V148L71 147L70 150L72 151V153L74 155L71 157L69 154H66V155L62 156V159L70 158V160L67 159V162H71V160H72L71 158L74 157L75 160L73 159L72 161H75V162L81 161L84 163L88 162L87 166L90 169V172H94V173L96 172V174H98L99 172L105 173L107 170L106 167L105 168L103 167V169H101L100 165H98V163H101L102 160L103 161L106 160L104 157L100 156L101 149H98V147L99 148L101 147L100 146V142H101L100 140L105 141V142H101V145L105 146L104 147L105 153L107 152V149L110 146L111 147L109 148L108 152H110V150L112 151L114 149V146L111 143L109 144V142L111 140V136L113 134H110L109 129H107V132H106L105 125L107 124V118H106V115H104ZM192 117H193V119H192ZM170 118L171 119L173 118V120H171ZM197 118H199V119H197ZM248 118H250V117H248ZM102 119H104L105 121ZM190 119H191V121H190ZM83 123H84V125L86 124L84 127L89 129L90 128L89 124H91L92 122L89 124L87 122H83ZM134 124L137 126L135 121H134ZM91 125H94V124H91ZM116 126H117V120H115V123L112 124L113 128H116ZM164 126H165V128H164ZM179 126H182V127H179ZM84 127L81 129L83 130ZM171 127H174L173 131L171 133L167 134L168 130ZM145 128L151 129L153 134H156V135L159 134V137H160V138L158 137L159 140L156 139L157 137H155V136H154L155 138H152L153 136L152 137L146 136ZM95 129L93 128V130H95ZM159 131H161V132L157 133ZM182 131H184V132H182ZM60 132H62V133H60ZM162 132L166 133V134L164 133L165 136H164V134H161ZM195 132H197V133H195ZM237 133H238V136H237ZM248 133L251 134L252 132H248ZM90 134H92L93 136H91ZM100 134L101 135L103 134V136H101V138L99 139ZM139 135H141V136H139ZM162 135L164 137H161ZM87 136L90 137L89 141H91V142L87 141V139L89 138ZM104 136H107V137L109 136V138H106ZM75 137H77V138H75ZM95 137H97V139H95ZM121 137H122L121 135L120 136L118 135L117 140L120 141ZM83 138H85V140ZM91 138H92V140H91ZM104 139H106V140H104ZM60 140H61V142H60ZM70 140H72V141H70ZM58 141L60 144L58 143ZM62 142H64V143H62ZM85 142L87 143V145ZM95 142L97 145H94ZM105 143H106V145H105ZM131 145H133V144L132 143L129 144V149H132L133 146L131 147ZM234 145H236V146L233 147ZM86 146H88V147H86ZM9 148H12L13 150L9 149ZM245 148L248 150L251 149L249 146H246ZM39 149H37L36 151H33V153L37 154V152L40 151ZM95 149L98 150L99 152L96 151ZM94 150L96 151V153L93 152ZM114 150L112 151L113 154L116 152V150L115 151ZM214 150L216 152H214ZM79 151H80V153H78ZM232 151H234V152L232 153ZM249 152H252V153L248 154L247 162H251L252 160L254 161L253 158L256 157V159H257L258 158L257 155L260 154L258 152V150L256 152V150L254 148H252V150H250ZM39 153L40 152H38V154ZM84 153H86L87 155H85ZM2 154H4L6 156V158ZM10 154H12V155H10ZM13 154L15 155V157H13ZM80 154H82V156ZM157 154H158V156H157ZM246 154H247V152H246ZM114 155H116V153ZM16 156H18V158ZM83 156L84 157L88 156L89 159L91 158L90 159L91 161L88 159V157H87V159H86V157L84 159ZM231 156L233 158H230ZM250 156H252L251 157L252 160H250ZM79 157L83 161L79 160ZM98 157L99 158L101 157L100 158L101 160ZM159 157L162 160H160ZM234 157H236V158H234ZM170 158H172V159H170ZM8 159L12 161V162L10 161L12 166L9 165ZM97 159L100 161H96ZM1 160H2V162H1ZM87 160H89V161H87ZM159 160L161 161V163ZM167 160H168V162H167ZM224 160L228 161V162L222 164ZM233 161H234V163H233ZM89 162H90V165H89ZM164 162H166V163H164ZM153 163H151V171L152 172H154L156 170L154 168L155 166L152 165ZM13 164H14V167H13ZM18 164H20V166L22 165L21 168L25 167L26 169L25 168L23 170L21 169V172H20V168H19ZM24 164L25 165L27 164V165L25 166ZM91 165L93 167H91ZM97 165L100 168H98ZM5 166L8 169H6ZM27 166H29V167H27ZM60 166H62V162H61ZM60 166L58 165V167H60ZM180 167L182 168V170L180 169ZM236 167H237V169H236ZM238 167H239V169H242L241 170L242 173L238 172V170H239ZM15 168H16V170H15ZM29 169H31L32 172ZM220 169L223 170V173ZM11 170L14 171L13 172L14 174H12ZM164 170H165V173H163ZM157 171H156V174H157ZM22 172L24 174H22ZM39 172H40V174H39ZM226 172H227V174L230 173L231 177L226 175ZM8 173H9L10 177L8 176ZM15 173H18V174H15ZM232 173H234V174H232ZM94 177L96 178V176H94ZM233 177H234V179H232ZM237 178H239V179H237ZM107 179L110 180L108 177L106 178V180ZM157 179H156V181H157ZM164 179H166V180H164ZM216 179H217V181L215 182ZM226 179H229L230 181L228 180V183H226L227 182ZM186 180H188V181H186ZM224 181L226 184H224ZM221 184H224V185H221ZM7 185H9L10 188H9V186L7 187ZM198 186H200L201 190ZM126 189H128V188H126ZM236 195H237V199H235ZM185 197H186V200H190V201L189 202L186 201ZM187 197H189V198H187ZM242 198L246 199L245 204H241ZM60 199H61V201H60ZM104 199H106V198L104 197ZM66 200L69 203H67ZM236 200H237V204H236L237 207L234 206ZM73 207H75V208L79 207V208H77L76 209L77 211H76L75 208H73ZM87 207H88V209H87ZM82 209H83V211H82ZM69 210L72 212L74 211L73 215H72V212H70ZM54 212H56L57 214ZM67 212H70L69 213V216H71L70 218H69V216H68V218L66 217L68 215ZM50 213H53V214H50ZM103 213L100 214L101 216L100 215L99 216H100V219H102L104 221L106 219H103V217H102ZM77 214L79 215V217H82L83 219H81V218L78 219ZM3 215H5V216H3ZM25 215H26V217H25ZM54 215H56L57 217ZM127 215L129 216V214H127ZM19 216H21V217H19ZM248 216H250V213L248 214ZM5 217H6V219H5ZM194 217H195V219H194ZM122 218H125V216H123ZM230 219L233 221L231 222ZM44 220H46V221H44ZM178 220H179V218L176 216L172 221H173V223H177ZM186 220H187V222H186ZM227 221L228 222L230 221L231 223L229 222L230 223L229 224ZM254 221L256 222V220H254ZM257 221H259L260 224H259V222L258 223L256 222L255 223L256 229L251 230L253 228H251V226L248 225L250 222V217H246L245 218V224H240L239 228H237V232L239 230L240 234L239 233L238 234L241 237L236 235L235 233H234V235H232L231 241H233V243L231 241L229 242L228 250H230V251H228L227 256H226V259L229 262V264H231L230 259L234 258V257H238L242 263L244 262V264H246V261L249 258H251L250 264H264V247H263L264 246V236H263L264 235V231H263L264 230V223H263L264 220L258 219ZM63 223H64V225H63ZM225 223H227V225H224ZM233 223L235 224V226ZM261 223L263 224V226ZM187 224H189V226ZM19 225H20V227H19ZM53 226H54V228H52ZM200 227H201V230L199 229ZM233 227H235V228H233ZM249 227H250V229H249ZM66 228H68V229L65 231L64 229H66ZM193 228L196 229V231L198 230V232H195L196 235L194 233ZM208 228H209V230H208ZM190 229L193 231V236H191V238H188L187 242H185V239L183 240L182 238H184V236L185 237L188 236V234L187 233L185 234V232L190 231ZM56 230H58V232H60L62 235L59 234ZM45 231L47 232V235H46ZM43 232H45V234H43ZM48 232L51 236L48 234ZM55 233L58 236H56ZM77 233H83L84 236L83 235L79 236L78 239H76L75 234H77ZM245 233H247L249 235L252 234L251 237L253 236L251 245H249V247H247L248 245H246V247H245V244H243L245 240L243 241V239H241L242 237L244 238L247 235ZM102 234L106 235V231H103ZM197 235H199V236H197ZM235 235L237 237H235ZM46 236H48V238ZM49 236L53 240L50 239ZM257 236H258V238H257ZM45 238H47V239H45ZM234 238L241 242L240 244L242 246V249L237 250V248H239L241 246H240L239 242L233 240ZM25 239H26V241H25ZM39 239H40V241H39ZM48 239H50V240H48ZM90 239H92V240H90ZM202 239H203V241H202ZM47 240H48V242H47ZM57 240H58V242H57ZM181 240H183V242L186 243L185 246H187V244H189V245L186 248H183ZM259 240L261 241L262 249L260 248ZM45 241L48 244L47 246L45 245V243H46ZM255 241H258V242L256 243ZM207 242H209V241L207 240ZM38 243L40 244V246ZM98 243H100V244H98ZM255 243L256 244L259 243L258 244L259 247H258V245L256 246ZM78 244H79V246H78ZM237 244L239 245V247H237ZM254 244H255V246H254ZM181 246H182V248L179 249ZM243 246L245 248H243ZM250 246H252V248L255 247L256 249H249L248 250V248H250ZM88 247L90 249L89 251H88ZM166 248L168 249L167 245H166ZM18 249L23 250V248L21 246ZM104 250H106V247H104ZM236 250L238 252H236ZM243 250H245V251H243ZM246 250H248V252H246ZM70 251L68 250V253H70ZM231 251H233V252H231ZM239 251L241 253H242V251L245 252V256L243 255L244 253L241 254ZM249 251L254 253V254L250 253ZM96 252H98L101 255V257L96 256ZM162 252H163L162 255L163 254L167 255V252H164V251H162ZM239 253L241 254V256ZM250 254H252V255H250ZM85 255H86V257H85ZM47 257L48 258L50 257V258L48 259ZM98 257H100V258H98ZM102 257H104V258H102ZM83 258H84V261H81ZM186 258H187V261L185 260ZM166 259H167V257H166ZM241 262H239V263L242 264ZM239 263H237V264H239ZM169 264H177L176 259L170 258Z\"/></svg>",
  "mask_w": 264,
  "mask_h": 264
}]
</instances>
